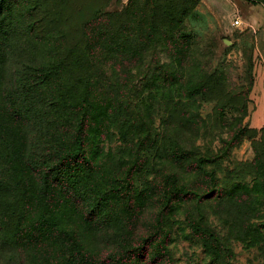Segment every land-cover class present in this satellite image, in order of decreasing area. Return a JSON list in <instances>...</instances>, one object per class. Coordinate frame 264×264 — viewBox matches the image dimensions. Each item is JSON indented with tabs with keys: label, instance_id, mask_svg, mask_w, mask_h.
Returning <instances> with one entry per match:
<instances>
[{
	"label": "rangeland",
	"instance_id": "rangeland-1",
	"mask_svg": "<svg viewBox=\"0 0 264 264\" xmlns=\"http://www.w3.org/2000/svg\"><path fill=\"white\" fill-rule=\"evenodd\" d=\"M17 1L14 33L0 46V104L8 113L28 109L31 141L44 146L54 90L32 69L52 60L51 43L31 35L33 1L44 0ZM105 11L118 16L93 24L103 35L91 45L104 50L80 91L95 96L107 118L92 143L97 165L61 192L74 195L72 222L84 212L90 217L94 194L111 191L115 225L105 235L87 233L97 245L112 239L101 258H124L114 241L152 237L158 241L147 252L167 264H264V0H108ZM120 46L127 59L116 55ZM22 75L27 81L15 90ZM4 122L0 182L15 166ZM178 125L194 128L190 144L178 137L179 150L193 148L189 173L168 152L166 133ZM182 184L191 201L169 207L163 195L180 198L170 189ZM161 242L166 249L154 251ZM33 264L46 263L38 256Z\"/></svg>",
	"mask_w": 264,
	"mask_h": 264
},
{
	"label": "trees",
	"instance_id": "trees-1",
	"mask_svg": "<svg viewBox=\"0 0 264 264\" xmlns=\"http://www.w3.org/2000/svg\"><path fill=\"white\" fill-rule=\"evenodd\" d=\"M107 2L44 0L40 4L33 1L38 10L33 19L36 31L31 35L36 40L51 43L47 50L52 60L47 66L32 70L40 73L45 81H50L54 90L49 100L52 122L45 132L48 143L39 145L36 139L31 141L28 109L13 108L8 113L0 104V125L3 121L7 125L15 162V166L8 165L10 174L7 180L0 182V264H33L38 256L46 264L47 261L53 264H167L165 256L154 257L151 251L147 252V244L152 246L158 241L152 237L145 241L140 238L114 241L120 251L124 250V258H101L107 251V243L114 245L112 239L103 236L104 241L97 245L91 242L87 233L95 230L105 235L104 230L115 225L109 214L114 202H110L111 191L94 194L89 203L90 217L84 212L79 215L78 223L72 222L69 211L74 206V195H64L66 187L91 172L99 158L92 143L100 138L101 126L107 118L106 110L95 96L88 92L83 94L80 90L83 83H90L92 77L88 74L92 73L91 62L98 50L99 53L104 50L91 45V41H98L103 35L92 29L93 24L103 16L109 19L118 16L106 13ZM17 4V0H0V46L3 48L9 45V38L14 33ZM7 52L6 49L4 53ZM116 53L127 59L128 51L122 46ZM75 78L77 82L74 84ZM25 80V75L20 76L15 82V90H19V84ZM11 92L13 96L17 94L14 90ZM12 94L9 93L7 98L12 99ZM62 104L64 110L61 112ZM69 117L74 120L71 124L68 123ZM193 130L191 125H178L173 132L166 133V139L171 137L173 140L169 155L181 160L177 167L181 171L188 170V173L194 163L193 148L179 150L178 137L186 138L190 144ZM32 142L34 149L28 151L26 146ZM177 154H181L180 157ZM183 188V184L172 185L170 190L181 191L182 196L171 199L166 192L163 202H168L169 207L187 205L191 193H184ZM124 198L121 196L116 201L122 203ZM163 236L166 241L168 235ZM165 245L161 242L153 250L161 253L166 249Z\"/></svg>",
	"mask_w": 264,
	"mask_h": 264
},
{
	"label": "built area",
	"instance_id": "built-area-1",
	"mask_svg": "<svg viewBox=\"0 0 264 264\" xmlns=\"http://www.w3.org/2000/svg\"><path fill=\"white\" fill-rule=\"evenodd\" d=\"M233 25H234V26L239 25V21H238V20H235V21L233 22Z\"/></svg>",
	"mask_w": 264,
	"mask_h": 264
}]
</instances>
